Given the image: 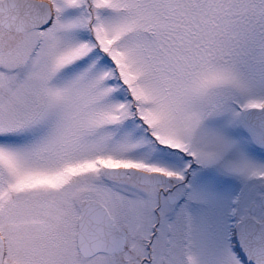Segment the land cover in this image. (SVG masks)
Wrapping results in <instances>:
<instances>
[{"label": "snow or ice", "instance_id": "snow-or-ice-1", "mask_svg": "<svg viewBox=\"0 0 264 264\" xmlns=\"http://www.w3.org/2000/svg\"><path fill=\"white\" fill-rule=\"evenodd\" d=\"M0 264H264V0H0Z\"/></svg>", "mask_w": 264, "mask_h": 264}]
</instances>
